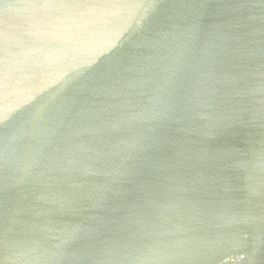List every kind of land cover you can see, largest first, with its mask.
<instances>
[{
  "label": "water",
  "instance_id": "1",
  "mask_svg": "<svg viewBox=\"0 0 264 264\" xmlns=\"http://www.w3.org/2000/svg\"><path fill=\"white\" fill-rule=\"evenodd\" d=\"M0 264H264V0H0Z\"/></svg>",
  "mask_w": 264,
  "mask_h": 264
}]
</instances>
